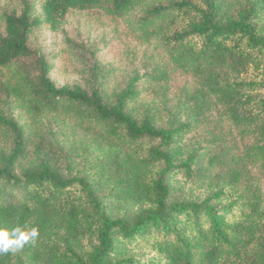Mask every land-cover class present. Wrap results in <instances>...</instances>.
Masks as SVG:
<instances>
[{"label":"trees","instance_id":"trees-1","mask_svg":"<svg viewBox=\"0 0 264 264\" xmlns=\"http://www.w3.org/2000/svg\"><path fill=\"white\" fill-rule=\"evenodd\" d=\"M73 11L126 19L147 48L144 72L114 102L96 87H59L31 47L36 29L59 31ZM5 22L0 91L35 123L71 120L105 146L93 177H67L48 157L18 173L28 136L0 111L13 135L0 228L39 231L0 264H264V0H42L40 13ZM173 89L165 124L132 112Z\"/></svg>","mask_w":264,"mask_h":264},{"label":"rangeland","instance_id":"rangeland-1","mask_svg":"<svg viewBox=\"0 0 264 264\" xmlns=\"http://www.w3.org/2000/svg\"><path fill=\"white\" fill-rule=\"evenodd\" d=\"M41 2L0 0V34L5 33L8 14L18 15L27 8L40 13ZM30 44L53 65L51 77L59 87H80L89 93L96 87L105 93L110 102L115 101L116 95L127 87L131 78L145 70L147 48L136 47L126 19L110 18L101 11H73L59 31L42 25L33 33ZM133 48L136 50L135 56H132ZM2 72L10 77L9 70H0V75ZM173 90L169 100L143 95L132 104V112L138 118H143L150 110L157 125L165 124L176 104L177 89ZM0 111L23 126L28 136V152L17 164L18 173L48 157L67 177L95 176L101 153L99 145L105 144L93 134L71 120L53 115L43 117L37 124L22 110L16 99L2 91ZM198 136L193 133L189 138L197 140ZM12 147V133L0 124V165L2 156L7 155ZM107 192V189H102L101 195L106 196ZM187 193L186 190H179L180 196ZM105 201L112 204L108 197H105ZM14 264H18L17 261Z\"/></svg>","mask_w":264,"mask_h":264},{"label":"clouds","instance_id":"clouds-1","mask_svg":"<svg viewBox=\"0 0 264 264\" xmlns=\"http://www.w3.org/2000/svg\"><path fill=\"white\" fill-rule=\"evenodd\" d=\"M39 235L38 228L21 229L19 226L11 230L0 228V254L8 253L10 250H17L24 245L35 242Z\"/></svg>","mask_w":264,"mask_h":264}]
</instances>
